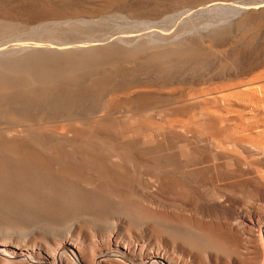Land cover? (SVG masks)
<instances>
[{
    "label": "rangeland",
    "instance_id": "obj_1",
    "mask_svg": "<svg viewBox=\"0 0 264 264\" xmlns=\"http://www.w3.org/2000/svg\"><path fill=\"white\" fill-rule=\"evenodd\" d=\"M26 1L0 0V6L12 13L27 6ZM31 1L25 8L31 12L73 14L11 30L5 42L50 38L85 43L118 35L155 50L159 47L152 40L176 45L180 39L196 58L176 56L173 65L179 62L180 67L173 66L170 73L145 54L135 61L125 57L122 46L113 43L117 51L102 46L104 59L114 60L112 52L114 56L120 52L128 63L115 57L119 70L105 77L108 81L97 78L96 94L73 102L78 112L90 116L23 128H32L34 134V139L22 134L20 146L25 151L123 155L119 164L68 160V167L86 169L55 167L50 173L61 185L66 179L80 192L100 194L125 211L128 218L119 229L106 230L102 236L88 229L89 241L99 245L106 237L119 235L145 250H159L178 264H264V0ZM127 9H132L133 18L121 12ZM218 21L225 24L222 29L205 31ZM77 70L83 73L82 68ZM134 80L138 85L132 84ZM104 106L112 117L105 116ZM0 125V141L7 143L2 132L9 126ZM50 139L57 142L48 145ZM12 177L23 183L22 177Z\"/></svg>",
    "mask_w": 264,
    "mask_h": 264
},
{
    "label": "bare ground",
    "instance_id": "obj_2",
    "mask_svg": "<svg viewBox=\"0 0 264 264\" xmlns=\"http://www.w3.org/2000/svg\"><path fill=\"white\" fill-rule=\"evenodd\" d=\"M26 2H29L28 5L32 4L31 0ZM27 6L23 5L20 10L12 13L4 12L0 6V124L9 126L2 132V137L7 139V143L0 141V264H178L169 260L159 250H145L143 247L134 244L133 240H122L118 237L119 235L108 236L103 239V241L105 240L103 244L99 245L90 242L88 229L97 231L100 235H104L105 231L109 229H119V224L128 218L125 211L119 204L106 202L100 194L87 193V191L82 193L76 186L67 183V181L66 185V179L64 180L65 186H63L62 180L60 181L62 185L58 182L59 178L57 182L62 188L65 187V190L62 191L58 183L53 180V176L49 177L50 173L55 171V167L62 168V171L64 169L68 170V168L69 171L75 169L77 172L86 169L84 165L68 167V160L83 163L86 161L94 162L95 159H105L119 164L122 162L123 155H99L96 153L99 156L97 157V155L84 153L83 155L77 154V156H58L59 154L38 153L35 150L29 151V149L25 151L20 145L24 141L22 134L26 133L30 136L33 134V131H30L32 128L23 130L26 126L41 125L58 120L66 122L68 120L81 121L90 116L89 113L85 115L78 112L72 106L73 102L79 101L89 93L96 94L98 91L95 90V82L99 81H97V78L108 81V78L105 77H111L113 73L119 70V64L114 61L115 57L118 58V56L123 55V53L120 55L121 53L118 52V55L116 56V53L114 56L112 52L114 60L112 58L106 60L107 56L106 59L102 56V50H104L101 48L102 46L110 47L111 51H115V49L117 51L122 46L120 49L126 54L125 57L128 56L132 59L138 58L140 54H143V56L145 54L146 59L159 61L164 71L168 72L174 71L173 66H177L176 63H179L175 62L173 65L174 61H177L176 56L177 59L181 58L179 56H187L189 61L190 59L195 60L196 58L194 59L195 56L192 54L193 50L187 48V42L186 44L183 42L187 47L181 45L180 39H178L179 44L172 42L176 45H170V43L155 39L151 43L159 48L155 50L146 48L147 50H145L144 47L137 46L138 41L117 38L118 35H116V38L108 37L85 41V43L71 42L70 37V41H65L66 39L62 41L61 36L58 38L62 42L50 41V38L49 40H37L35 42H23L24 40L21 42H17L18 40L5 42L4 39L11 30L23 29L32 24H41L40 26H42L44 21H60V19L73 14L62 11L52 12L50 10H42L36 13L25 9ZM121 12L129 18H133L132 9L122 10ZM134 17L138 18V16ZM218 22L212 24L211 30L205 31H214L216 27L222 29L223 26L221 25L224 23L222 21V23ZM69 29L71 30L70 27ZM42 34H45V32ZM149 40L151 39L149 38ZM113 43L119 45V48L112 47ZM146 43L147 41L145 45L148 46ZM195 55L198 56V52ZM122 58L123 56L120 61ZM103 59L106 60V67L102 66L106 69L104 72L100 70V66L104 64L100 63ZM125 59L127 60H122L128 63V58ZM132 59H130L131 62H133ZM181 60L185 59L182 58ZM140 61L144 62L143 60ZM140 64L142 65L141 62ZM151 65L149 66L151 67ZM178 67L180 66H177L176 70H178ZM77 68L83 69L81 75H79ZM132 69L130 72L134 73ZM154 69L152 70L155 71ZM137 70H139V73L141 72L140 69ZM148 71L151 70L148 68ZM98 74L102 76L98 77ZM137 80L139 81V79ZM138 81L132 84L139 83ZM79 87L82 89H79ZM68 88H78V90L68 91ZM107 109L108 107L104 106L102 108L103 113L106 117H112V112H108V110H111ZM102 110L100 111L102 112ZM91 115H93L92 112ZM122 119H124V116H122ZM127 120L129 119L127 118ZM12 128H22V130ZM48 142V145H51L57 141L50 139ZM58 146H61L60 142ZM105 160L102 161L104 164H106ZM102 166L103 164L100 167L102 168ZM87 169L91 168L87 167ZM111 169L113 170L112 167ZM118 174L119 172L116 175L118 176ZM12 176H15V178L22 177L23 183H16ZM66 186H68L67 189ZM13 240H16V243ZM21 240L26 243H20Z\"/></svg>",
    "mask_w": 264,
    "mask_h": 264
}]
</instances>
